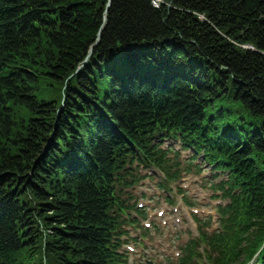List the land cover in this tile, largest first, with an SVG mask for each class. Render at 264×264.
<instances>
[{
    "label": "trees",
    "instance_id": "1",
    "mask_svg": "<svg viewBox=\"0 0 264 264\" xmlns=\"http://www.w3.org/2000/svg\"><path fill=\"white\" fill-rule=\"evenodd\" d=\"M164 1L155 8L151 0H109L106 9L108 0H0V246L8 261L17 257L18 264H24L38 257L39 264L42 259L46 264H112L105 197L86 185L80 171L67 170L62 148H71L68 141L82 147L78 124L84 123L76 117L91 114L90 108L100 116L95 104L135 140L131 126L142 129L149 121L141 119L138 110L151 107L140 100L159 89L182 120L186 114L199 118L190 119L186 130L193 140L209 134L208 122L200 118L203 108L215 102L242 106L252 125L263 121L260 144L250 140L238 163L230 153L237 147L226 154L234 165L244 162L250 181L234 217L245 220L247 227L264 225V0ZM102 25L89 63L70 79L72 91L64 95V80L94 44ZM146 45L163 54L172 52L169 68L178 81L166 85L162 75L161 86L138 83L116 95L111 72L125 70L123 53H141L139 48ZM109 64L113 66L104 68ZM43 89L51 95L48 105L34 104ZM62 96L67 102L59 107ZM102 98L104 105L99 104ZM173 98L183 106L175 105ZM22 108L27 120L20 116ZM73 110L75 115L69 117ZM222 115L245 125L239 113L225 108ZM99 144L86 153L95 158L106 153L104 143ZM254 157L259 166L251 161Z\"/></svg>",
    "mask_w": 264,
    "mask_h": 264
},
{
    "label": "bare ground",
    "instance_id": "2",
    "mask_svg": "<svg viewBox=\"0 0 264 264\" xmlns=\"http://www.w3.org/2000/svg\"><path fill=\"white\" fill-rule=\"evenodd\" d=\"M157 1H159V0H157ZM102 30H103V25L101 26V28H100V30H99V32H98V34H97L96 40L100 38V34H101V31H102ZM150 46L153 47V48H157L156 46H152V45H150ZM88 63H89V61H83V60H81L76 66H79L80 64H81V65H87ZM109 66L112 67L113 64H109L108 67L104 65V68H110ZM107 76H108V75H107ZM156 77H157L158 80H161V79H162V75H158V76H156ZM71 82H72V81H70V79H66V80H64V83H63V84H64V87H65V89H66L64 95H66V94L68 93V91H72ZM158 85L161 86V84H158ZM160 86H159V87H160ZM126 87H127V85H124V86L121 87V89H127ZM48 88H49V92L53 91V90H52V89H53V84L49 85ZM100 94H101V93H100ZM102 95H103V94H102ZM149 95H150L152 98L157 99L160 103H163V102L166 101V99H164V100H161V99H160V98L163 96V89H159V90H157V91H155V92H152V91H151ZM48 96L50 97L51 95H48ZM71 96H77V94H74V95H71ZM75 99H76V97H73V100H74V101H75ZM102 99H103V100L99 102L100 105H102V104L104 105V102H105V100H106V98H102ZM63 100L67 102L66 98H64ZM41 101H43V103H42ZM53 102H57V103H58L59 101L55 99V100H53ZM173 103H174L175 105L179 106V108H181V107L183 106V104H184V103L182 102V100H178V99H174V98H173ZM34 104L41 105V106H43V105H48V101H46V99L44 98V96H41V97L36 96V97L34 98ZM162 105H163V104H162ZM146 112H147V111L144 110V109H139L137 115L140 117V115H143V114H145ZM74 115H75V111L73 110V111H71V113L69 114V117H72V116H74ZM20 116H21L22 118H24V120L28 119V118H27L26 108H22V110H21V112H20ZM65 124H66V125H69V124H70V120L65 121ZM131 124L134 125L135 122L132 121ZM135 129H136V125L133 126V127L131 126V128H130L129 130H131V132L133 133ZM125 148H126V146L121 147V151H124Z\"/></svg>",
    "mask_w": 264,
    "mask_h": 264
},
{
    "label": "rangeland",
    "instance_id": "3",
    "mask_svg": "<svg viewBox=\"0 0 264 264\" xmlns=\"http://www.w3.org/2000/svg\"><path fill=\"white\" fill-rule=\"evenodd\" d=\"M44 86H45V85H43V88H44ZM42 94H43L42 96H45V97H44L45 99H46V98L49 99L48 96H46V94H47V93H46V89H43ZM39 97H40V96H39ZM26 120H27V119H26ZM204 185H205V181H204V183L202 184L203 189H205V188H204V187H205ZM192 187H194V188H198V185L193 184ZM198 190H199V189H198ZM190 199H191L192 201L196 202V203L198 202V198H197V197L190 198ZM190 235H191V232H190ZM191 236H193V235H191ZM184 237H185V236H184ZM175 241H176V237L173 239V243H175Z\"/></svg>",
    "mask_w": 264,
    "mask_h": 264
}]
</instances>
